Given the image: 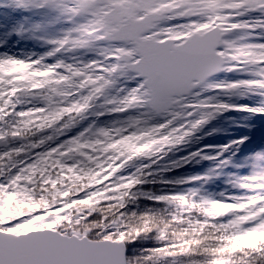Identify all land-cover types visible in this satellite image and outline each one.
Wrapping results in <instances>:
<instances>
[{
    "label": "snow or ice",
    "instance_id": "1",
    "mask_svg": "<svg viewBox=\"0 0 264 264\" xmlns=\"http://www.w3.org/2000/svg\"><path fill=\"white\" fill-rule=\"evenodd\" d=\"M0 264H264V0H0Z\"/></svg>",
    "mask_w": 264,
    "mask_h": 264
},
{
    "label": "rangeland",
    "instance_id": "2",
    "mask_svg": "<svg viewBox=\"0 0 264 264\" xmlns=\"http://www.w3.org/2000/svg\"><path fill=\"white\" fill-rule=\"evenodd\" d=\"M241 103H243V101H240ZM239 115L241 114H237V113H225L223 116H221L217 121H215L213 123L212 126H218V127H221L222 129L228 131V132H233L235 131V129H233L231 127V122L229 121V117H239ZM227 139V137L225 136H222V137H219L217 136L216 138L213 137V138H209V140L205 141L206 143H223L225 142Z\"/></svg>",
    "mask_w": 264,
    "mask_h": 264
}]
</instances>
